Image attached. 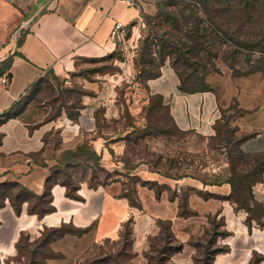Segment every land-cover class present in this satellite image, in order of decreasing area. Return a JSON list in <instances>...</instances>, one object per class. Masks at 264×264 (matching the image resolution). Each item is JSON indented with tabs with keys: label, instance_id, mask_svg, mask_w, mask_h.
Instances as JSON below:
<instances>
[{
	"label": "crops",
	"instance_id": "obj_1",
	"mask_svg": "<svg viewBox=\"0 0 264 264\" xmlns=\"http://www.w3.org/2000/svg\"><path fill=\"white\" fill-rule=\"evenodd\" d=\"M155 0H0V64L11 59V66L0 77V114L9 110L16 102L29 94L35 82L53 72L60 80L68 83L72 75L87 60L110 55L116 48L114 28L117 22L140 35L143 15L155 14ZM30 21L23 30L19 44L18 30ZM22 30V31H23ZM21 31V32H22ZM137 35V37H138ZM131 65L123 73L98 76L94 80L78 78L87 92L82 96V108L73 120L62 113L51 121L44 117L28 119L34 110L32 101L25 112L3 123L0 144V182H19L32 192L42 195L47 190V179L51 174V159H46L49 166H44L33 153L41 152L45 147L44 137L52 131H58L62 143L74 147L86 136L91 137L93 147L102 155L103 142L97 112L104 109L107 119L120 117L117 100L118 87L129 81ZM132 83V82H131ZM180 80L174 68L167 63L162 75L148 81L152 94H162L171 107V113L184 130L194 129L203 135L215 134L214 123L220 117L217 96L212 91L184 93L179 90ZM148 92L134 83L126 93L130 110L140 118L142 106L146 103ZM47 106L35 110H43ZM29 113V116H25ZM119 136H122L120 134ZM120 143L117 151L123 152ZM109 148L113 149V137ZM246 152L264 151V130L245 141L242 145ZM47 150L42 153L46 156ZM144 180L158 181L181 191L183 187H194L205 193L228 196L232 191L229 183L206 185L189 177L173 179L151 171L144 164L137 171ZM111 183L97 188L81 183L78 191L82 199L67 196L66 187L56 184L52 188L55 210L39 217L28 211L25 203L17 212L7 200L0 207V259L6 264L17 248L16 244L24 233L30 241L39 238L46 227H59L71 223L77 228H84L82 234L67 233L51 243L54 251L62 257L50 258L47 264H75L86 249L94 242L105 238H118L122 224L135 212L128 199L118 197V190ZM143 210L135 217V249L143 251L149 247V235L158 231L157 219H171L176 236L185 243L182 252L188 250L190 237L198 234L203 225L208 227L209 215L224 218L223 229L228 235L219 241L226 247L218 252L214 264H249L257 253L262 255L259 264H264V223L253 220L247 223V213L235 210L229 200L217 197L205 198L194 192L190 195V206L198 214L189 217L179 216L178 200H171L168 191L157 196L149 185L139 187ZM255 198L264 204V178L254 187ZM130 214V215H128ZM142 215V216H141ZM139 216L143 225L139 227ZM141 250V251H142ZM180 252L173 257L182 263ZM182 256H176V255Z\"/></svg>",
	"mask_w": 264,
	"mask_h": 264
},
{
	"label": "trees",
	"instance_id": "obj_2",
	"mask_svg": "<svg viewBox=\"0 0 264 264\" xmlns=\"http://www.w3.org/2000/svg\"><path fill=\"white\" fill-rule=\"evenodd\" d=\"M156 5L157 11L155 14L145 13L143 15L148 33L141 40L140 58L135 62L136 75L140 81L136 80L132 83L127 81V83L131 84L127 86L128 88L133 87L132 85L137 83L148 92L147 101L142 106L140 118L133 115L127 97H125L129 89L125 88V91L119 96L120 86L117 89L120 117L107 119L104 116V109H100L97 112L101 136L110 123L120 125L123 119L128 122L127 125L122 127L114 126V130L113 126L109 127L112 130L109 134L113 135V141L116 144L120 143L119 146L122 145L124 148L123 152L119 154L125 157L123 165L127 172L121 173L118 171L119 175L126 174L128 178L133 177L137 182H141V185H149L152 189L155 185L159 186L158 191L154 189L157 196L162 191H170L172 189L177 192L178 190L173 189L168 184H161L156 180H144L136 173L137 169L143 164L151 171L173 179L189 177L211 185L229 183L232 186V191L224 199L229 200L236 209L245 210L247 223L250 224L253 220H256L263 224L264 204L255 198L254 187L262 182L264 178V151L246 152L242 147L243 143L253 138L256 133H240V127L232 123V118L235 115L231 118H226L223 114L214 123L215 134L213 135H203L194 129L184 130L176 123L171 113V107L165 102L164 96L159 93L152 94L149 91L148 81L160 77L162 69L160 67L157 68V66H163L169 60L170 65L179 77L180 91L184 93L213 92L205 84L202 87L197 86L196 80L203 78L201 76L203 74L208 75L219 71V60H222L228 66H241L243 62H251L247 59L251 60L257 51L264 52V0H157ZM24 31L25 29L21 32L19 44ZM103 58L92 59L91 61H98ZM11 61V59H7L0 64V77L5 73L9 76L11 75L7 72L11 66ZM78 71L79 69L72 77H82ZM49 75L60 80L53 72H49L35 82L25 98L19 100L9 110L0 114V127L3 123L19 116L25 110L27 105L35 99V94L42 91L46 86V79ZM82 89L84 93H80L77 104H73L74 102L72 101L68 102L69 113L67 115L73 120L78 117L83 106L82 96L87 90L85 88ZM119 97L123 98L120 100ZM43 104H47V102H43ZM21 106L23 109L18 110V107ZM122 107L127 115H122L124 113ZM63 108H66L65 105H63ZM160 109L167 111L168 117L160 114L156 118L157 114L155 111ZM61 113L62 111L53 117L45 119V121L54 120ZM169 118L172 121V125L169 124ZM151 130H155V134ZM192 133L202 138L203 142L206 143L207 150L226 153L228 167L225 169L224 175L219 174L215 178L206 177L202 179L195 170L190 171V168L192 169L194 165V160L190 157H182L181 160V154L179 153L178 157L172 158L170 155L144 143L145 138L150 136L167 137L173 135L183 138ZM54 134L57 135L58 142L61 145L62 140L58 131H52L44 137V149L41 152L32 154V157L44 166H49L46 162L47 158L53 161L52 166H50L51 174L47 179V190L45 193L42 195L35 194L19 182H0V207L9 200L15 210L20 212L23 205L28 203V211L30 213L44 217L55 210L52 194L54 185H64L67 196L80 200L82 197L78 191L81 183L86 182L92 188L106 185L105 183L96 182L94 179L96 175L93 174V180L91 179L90 182L85 179L86 177L75 178L73 176L72 169L78 165L86 166L93 173H95L94 170L97 168L102 171L107 169L101 163L102 155L93 147L90 136L81 139L74 147H66L62 151H57L52 147L51 136ZM120 134L122 136H119ZM2 139L3 133L0 131V144ZM187 148L188 156H192L195 150H193L190 141H188ZM46 150V156H43L42 153ZM87 155H90V159L93 161L89 160ZM129 155H131V158ZM185 165L186 167H184ZM110 171L113 173L112 170ZM186 189L189 190L188 195L185 193L181 197L179 193L186 191ZM178 192L172 197L169 194V197L171 200H178V213L181 217L198 214L196 210L191 208L189 202L190 195L194 192L205 198H223V196L205 193L191 186L183 187ZM132 193L134 196L131 195ZM117 195L128 199L131 206L143 208L139 195V186L132 188V191L126 185L122 186L121 192ZM249 201L252 209L246 207ZM211 217L218 218L219 216L209 215V219ZM219 219L222 222L220 224L218 222L214 223L213 227L224 225V218L219 217ZM134 224V217L130 216L122 224L118 238L109 237L94 242L78 258L75 264H134V259L138 256V252L135 249ZM157 225L159 228L157 234L152 237L149 235V247L143 251L146 258L145 264H175L173 257L183 251L185 243L176 236L171 219L158 218ZM209 228L208 226L206 229ZM83 232H85L84 228H77L71 223H63L59 227H46L38 240L30 241L29 236L23 233L16 244V256L20 254V248L29 246L30 250L28 249L26 253H21L23 259H26L24 264H47L48 259L63 256L62 253L54 251L51 246L53 241L67 233L82 234ZM228 234L229 231L222 230L219 235L214 237L212 244H217V246H215L213 252L208 250L206 264H214L215 255L226 249L218 242V239ZM196 235L194 234L190 237L189 243ZM34 244L38 246V251ZM43 245L51 249L53 256L46 260L44 259V262L40 263L38 260V257H40L39 250ZM262 257V255L256 253L249 264H259ZM199 259L201 262L198 261ZM195 261L196 264H203L202 258L195 257ZM0 264H2L1 259Z\"/></svg>",
	"mask_w": 264,
	"mask_h": 264
},
{
	"label": "rangeland",
	"instance_id": "obj_3",
	"mask_svg": "<svg viewBox=\"0 0 264 264\" xmlns=\"http://www.w3.org/2000/svg\"><path fill=\"white\" fill-rule=\"evenodd\" d=\"M157 1V0H155ZM146 22L143 18L141 26H140V35H134L133 30L128 29L125 33V38L121 41L116 40V48L114 49L113 53L110 55H107L102 60L98 61H86L83 66L79 68L78 73L81 74V76L84 78H87L89 80H94L98 76H107L111 73L117 74V73H123L126 68L131 65V76H129V81H140L139 78L136 75L135 70V62L136 60H139L140 58V52L142 43L141 40L144 38L143 36L147 35L146 31ZM251 62H243L241 66H228L225 62L222 60L218 61V67L219 71L212 72L208 75H201L203 78L197 79V86L202 87L203 84L207 86L208 88H211L213 92L216 94L219 104V111H220V117L222 114L226 118H231L233 115H235L232 118L233 125H237L240 127V133H257L259 131L264 130V52L257 51L253 56L252 59H247ZM167 63H170L169 60L163 65V66H157V68H163ZM47 84L42 89V91L35 94V99L32 100V105L30 109L34 110V113L28 118V119H34V118H42L47 119L49 117H53L62 111V113H69V106L68 102L72 101L73 104H77V100L79 98L80 93L83 92L82 84L79 82L78 78L72 77L68 83L63 82L62 80H57L53 78V76L49 75V77L46 79ZM49 81V82H48ZM131 85L127 83V81H124L121 83L119 87V96L122 95V92H124L125 88L129 89L127 86ZM134 86V84L132 85ZM82 87V88H81ZM121 94V95H120ZM56 98V99H55ZM120 100L123 97H119ZM43 102H47V104H43ZM49 102V103H48ZM51 103V104H50ZM63 105H65L66 108H63ZM47 106V108L43 110H35L38 107ZM22 107V106H21ZM18 107V110L23 109V107ZM28 107V106H27ZM27 107L23 112L26 111ZM63 108V109H62ZM120 108V107H119ZM221 108V110H220ZM122 110L124 108L122 107ZM222 111V112H221ZM61 113V114H62ZM157 114L156 118H158V115H166L168 117V112L165 110H157L155 111ZM122 114V112H121ZM127 115L125 110L122 114ZM25 116H29V113H26ZM127 121L125 119L122 120L120 125H116L115 123H110L108 127L106 128L105 132L102 133V142H103V151H102V157H101V163L104 165L105 168L103 171L100 168H97L94 170L95 173H93L91 170L86 168V166L81 165L77 166L72 169L73 176L75 178H81L86 177L85 179L90 182L92 178V174L96 175V178L94 176V179L96 182L105 183L107 185L111 184L112 182L117 183L114 185V189L118 190L119 194L121 192L122 186L125 185L131 189L136 188L137 186L140 187L141 182H137L136 179L133 177L128 178V176L125 175H119L120 171L121 173L127 172L125 169L124 159L125 157L121 156L119 154L121 151H117L115 149V142L113 143V148H109V141L110 138L113 137V135H110L109 132L112 130L109 129V127L114 126H124L127 125ZM169 124L172 125V121L169 118ZM107 126V125H106ZM149 131V130H147ZM155 134V130H151ZM52 140V147H54L57 151H62L67 146L58 142L57 135L54 134L51 136ZM188 141H190L191 146L195 152L192 154V156H188ZM145 144H148L149 146L153 147L154 149L160 150L162 153L170 155L172 158L178 157V154L180 153V158L182 160V157H190L192 160H194V165L192 166V169L190 168V171L195 170V172L203 179V178H215V176L219 174L225 173V169L228 167L227 164V158L226 153H222L216 150H207L206 143L203 142L202 138L198 135L192 133L190 135H187L183 138L179 136H150L146 137L144 140ZM89 154V153H88ZM88 156V155H87ZM131 158V155H129ZM123 157V160H122ZM89 160L90 155L87 157ZM98 158V156H97ZM189 158V161H190ZM205 164V166H203ZM146 166V165H145ZM147 167V166H146ZM186 167V165L184 166ZM148 168V167H147ZM112 170L113 173L110 171ZM117 170V171H116ZM109 171V172H108ZM117 173H116V172ZM111 172V173H110ZM116 173V174H115ZM63 178V176H62ZM113 178V179H112ZM205 184V183H204ZM211 185V184H206ZM156 191L159 190V186L155 185L153 186ZM178 192V191H177ZM177 192L173 191L172 189L168 191V194L170 196H174L177 194ZM179 193V192H178ZM188 195L189 190L186 189V191H182L179 193V195L182 197L184 194ZM132 196L133 193L131 194ZM118 196V195H117ZM222 198V197H221ZM224 199V197L222 198ZM225 200H227L225 198ZM136 202V201H135ZM137 203V202H136ZM249 205V206H248ZM246 207L249 209H252L250 207V201ZM134 209L133 211L135 214H133L132 217H134V221L136 220L135 217L140 214V211L143 210L132 206ZM234 207V205H233ZM235 208V207H234ZM235 210H242L244 209H236ZM142 216V215H141ZM141 216H139V227L141 228L143 225ZM209 222V229H206L207 227L203 225L202 230L190 241L188 250H192V254L190 252H180V255L176 256H182V263L183 264H196L195 257L202 258L203 264H206L207 262V252L210 250V252H213L215 249V246L217 244H212V240H214L216 235H219L221 231L225 230L223 229V225H219L218 227H213L214 223L222 222L221 219L211 217L208 219ZM158 226V225H157ZM69 228V227H66ZM159 230V228H158ZM158 232V231H157ZM152 233L150 237L157 234ZM201 234V235H200ZM37 240L39 238H36ZM35 239V240H36ZM221 237H219L218 242L220 241ZM36 246V250L38 249V246ZM30 250L31 248L28 246L27 248H20V254L16 256L17 249L9 255V258L6 260V264H24L23 255L21 253H26V251ZM137 250V249H136ZM140 249L138 252V256L134 259V264H145L146 258L144 255L143 250ZM38 251V250H37ZM40 257H38V260L40 263L44 262V259L46 260L50 256H53V252L48 246H42L39 250ZM49 260V259H48ZM199 262L200 259L198 260ZM175 264H180L177 261H174ZM46 263V262H45Z\"/></svg>",
	"mask_w": 264,
	"mask_h": 264
},
{
	"label": "built area",
	"instance_id": "obj_4",
	"mask_svg": "<svg viewBox=\"0 0 264 264\" xmlns=\"http://www.w3.org/2000/svg\"><path fill=\"white\" fill-rule=\"evenodd\" d=\"M128 2H133V0H126ZM114 38L117 41H121L125 38V26L121 22H117L114 28ZM130 215V214H128Z\"/></svg>",
	"mask_w": 264,
	"mask_h": 264
},
{
	"label": "water",
	"instance_id": "obj_5",
	"mask_svg": "<svg viewBox=\"0 0 264 264\" xmlns=\"http://www.w3.org/2000/svg\"><path fill=\"white\" fill-rule=\"evenodd\" d=\"M29 22H30V21H27L26 23H24V24L20 27V29L18 30V37H19L21 31L23 30V28H24L26 25H28Z\"/></svg>",
	"mask_w": 264,
	"mask_h": 264
}]
</instances>
